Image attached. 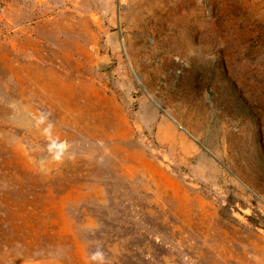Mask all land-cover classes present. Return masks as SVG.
I'll return each instance as SVG.
<instances>
[{"label": "rangeland", "instance_id": "rangeland-1", "mask_svg": "<svg viewBox=\"0 0 264 264\" xmlns=\"http://www.w3.org/2000/svg\"><path fill=\"white\" fill-rule=\"evenodd\" d=\"M0 264H264V0H0Z\"/></svg>", "mask_w": 264, "mask_h": 264}]
</instances>
